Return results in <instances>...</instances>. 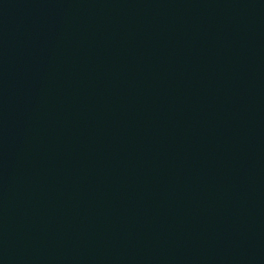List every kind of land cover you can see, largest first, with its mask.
Instances as JSON below:
<instances>
[{
    "label": "water",
    "instance_id": "water-1",
    "mask_svg": "<svg viewBox=\"0 0 264 264\" xmlns=\"http://www.w3.org/2000/svg\"><path fill=\"white\" fill-rule=\"evenodd\" d=\"M0 264H264V0H0Z\"/></svg>",
    "mask_w": 264,
    "mask_h": 264
}]
</instances>
